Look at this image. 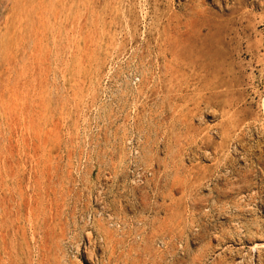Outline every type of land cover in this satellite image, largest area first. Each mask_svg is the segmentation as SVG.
I'll use <instances>...</instances> for the list:
<instances>
[{
  "label": "rangeland",
  "instance_id": "obj_1",
  "mask_svg": "<svg viewBox=\"0 0 264 264\" xmlns=\"http://www.w3.org/2000/svg\"><path fill=\"white\" fill-rule=\"evenodd\" d=\"M0 264H264V0H0Z\"/></svg>",
  "mask_w": 264,
  "mask_h": 264
},
{
  "label": "bare ground",
  "instance_id": "obj_2",
  "mask_svg": "<svg viewBox=\"0 0 264 264\" xmlns=\"http://www.w3.org/2000/svg\"><path fill=\"white\" fill-rule=\"evenodd\" d=\"M90 233V232H89ZM88 236V235H87ZM89 238H92V237H89ZM91 240V239H90ZM90 240H88L89 242H90ZM92 248V247H91ZM86 249H87V247H86ZM88 250H89V248H88ZM87 250V251H88ZM94 250V249H93ZM87 253V252H86ZM89 254H91V252H89ZM92 255V254H91ZM90 256V255H89ZM92 257V256H91Z\"/></svg>",
  "mask_w": 264,
  "mask_h": 264
}]
</instances>
